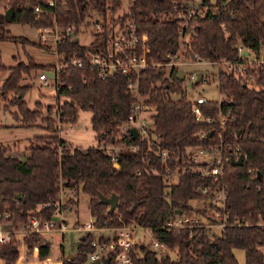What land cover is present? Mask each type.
<instances>
[{
	"label": "trees",
	"instance_id": "trees-1",
	"mask_svg": "<svg viewBox=\"0 0 264 264\" xmlns=\"http://www.w3.org/2000/svg\"><path fill=\"white\" fill-rule=\"evenodd\" d=\"M186 1L191 0H130L129 10L114 19L123 0H57L55 5L42 0H0L4 11L10 6L14 10L10 21L35 27L55 21L59 26L72 24L77 28L81 20L93 15L109 23L130 19L137 31L146 30L149 46L147 63L137 73L116 72L101 77L99 67L87 54L105 50L108 25L103 24L89 43L67 36L56 44V53L62 54L56 72L57 103L46 105L44 114L38 103L28 109L23 100L16 102L22 125L39 119L46 133L33 135L23 158L9 154L8 147L0 144V212L8 211L6 223L25 222L37 204L53 203L59 190L67 188L74 192L66 200L73 203L76 212L79 191L88 194L87 205L96 225L135 222L151 228L154 238L175 249L174 256L167 252L157 257L153 249L135 242L133 257L138 264H238L234 247L244 250L246 264H264L260 249L264 245V71L259 66L252 68L248 55L239 52L240 47L255 54L264 49V0H201V9L190 12ZM37 2L42 9L39 12L32 7ZM3 13L0 40L37 44L28 37L9 34V22ZM42 46L50 47L46 43ZM137 50H141L139 45ZM173 53L192 61L247 64L245 70L248 75H256V85L248 84L246 77L223 64L217 68V88L222 98L201 103L203 118L195 119L178 68H167L168 54ZM78 57L82 64L77 66L72 60ZM30 67L51 71L54 64L18 60L6 66L0 56V72L8 68L2 92L23 91L25 86L19 80ZM129 78L137 82L142 95L150 94L148 102L155 106L149 113L152 127L147 136L121 134V123L136 96L127 86ZM53 108L57 120L51 114ZM79 108L91 111L95 145L74 146L57 133L56 124L74 122ZM198 131L211 132L195 137ZM107 145L118 148L114 153L116 164L105 149ZM197 145L216 147L222 156V172L216 178V187L224 190L222 206L206 202L207 194L199 189L215 182L188 154V147ZM232 156H241V162L233 163ZM171 172L176 178L168 181ZM100 193L117 194L113 211L99 200ZM190 199L201 200L196 214L204 215L209 222H215L209 210L219 212L218 221L223 223L219 233H208L204 225L164 227L170 214L193 208ZM53 208L46 205L38 215L49 218ZM91 236L83 232L71 260L59 264H86ZM24 239L27 250L37 246L39 259L49 256L51 243L42 232H26ZM18 254L17 236L12 234L0 242L4 264H23L17 262ZM91 264L114 262L102 258Z\"/></svg>",
	"mask_w": 264,
	"mask_h": 264
},
{
	"label": "built area",
	"instance_id": "built-area-1",
	"mask_svg": "<svg viewBox=\"0 0 264 264\" xmlns=\"http://www.w3.org/2000/svg\"><path fill=\"white\" fill-rule=\"evenodd\" d=\"M43 3L47 5H55L57 0H42ZM63 3H65L63 1ZM33 9L36 12L41 11L40 3L33 4ZM193 11V10H192ZM190 12V11H189ZM89 18V22L94 25V33L99 32L103 29V24L108 25L109 31L107 33V45L105 50L99 49L94 52H89L87 54V58L93 64H97L99 67V74L101 77L112 76L116 72H121L122 74H127L129 71L137 73L140 68L145 66L147 63L145 52L149 50V46L147 43L148 34L146 30L137 31L135 23L130 19H127L123 22H117L116 24H112L108 22V19H104L100 16H95L94 19ZM85 19V18H84ZM83 19V20H84ZM81 20L79 24L83 22ZM77 26V28L68 24L67 26H59L54 21L51 25H44L36 27L39 32L38 41L40 43H46L48 38H51L54 42V50L56 52V44L61 42L67 36H73L76 38L78 32H81L82 25ZM76 30V31H75ZM50 45V44H49ZM140 46L141 50H137V46ZM246 49V52L243 51ZM264 49L261 48L260 54H255L248 48L242 49L239 48V52L243 55L247 54L248 64L254 68L259 66L261 70L264 71ZM249 52H252L253 57H249ZM170 59L174 60V58L178 59V55L176 53L168 54ZM169 60V61H171ZM73 64L81 65L82 59L78 57V59L72 60ZM218 65H221L220 62H217ZM224 66L233 71L236 74H241L246 79H252L253 85H256L255 77L256 75H248L246 66L247 64L232 62L230 60L223 61ZM58 62L54 64V68L50 71L51 77L54 78V86H56V72L59 69ZM203 76V75H202ZM39 80L45 84L49 83L48 75L46 70H41L38 74ZM203 82H207V78H202ZM200 79V80H201ZM127 86L130 87L135 92V100L131 104V110L128 114L126 120L121 124V134L129 135V130L131 126H134L137 130V134L140 136H147L148 128L152 127L150 123L149 113L155 108L152 104L148 102L150 99V94L146 93L142 95L138 88L137 82L133 81L129 78ZM192 105V112L194 114V118L201 119L202 109L201 103L206 102V97L202 95H196L195 98H188ZM149 118V121L147 120ZM207 121H210V117L204 118ZM208 135L205 131H198L195 134V137H202ZM132 148L135 149L136 145H132ZM105 149L111 153V159L113 164H116V157L114 153L118 149L116 146H105ZM188 154L191 157V160L197 164V168H199L204 174L210 175L215 182L214 185H202L199 189L207 194L206 202L210 203L213 206H222L224 199V190L220 187H216V178L218 175H221V164H222V156L216 147L205 146V145H197L193 147H189L187 149ZM166 151H161V156L163 159L165 157ZM236 158V156H233ZM58 199L52 202L47 203H39L37 204L30 212L28 219L21 224L22 230H19L20 238L22 239L23 234L27 232H44L49 231V229L57 227L61 232L65 230L64 223V214L63 211L65 208H69L66 204L63 203V195L62 189L59 190ZM208 200V201H207ZM53 205V212L49 218L40 217L38 215L39 209L45 207L46 205ZM9 215L8 211L0 212V241H4L8 238L9 232L6 231V227L3 226L5 223L4 218ZM199 215H190L188 212H175L170 214L166 221L164 222V227H183V226H200L204 225L209 227L207 223H204L202 218ZM2 220V221H1ZM221 226L223 223L220 222ZM78 225V224H77ZM79 230H84V232H88L92 234L89 242H90V250L87 252V262L93 263L95 260L107 258L113 259L114 264H138L136 263L133 252L134 243H142L147 249H153L154 254L157 257L167 253L168 246L165 245L164 242L154 238L152 235L151 228L148 226H144L141 224L133 223H120L119 225H96L95 217L92 216V219L87 220L83 223V226L77 227ZM140 228L142 230H149L151 235V241L149 246L142 240V236L134 237V229ZM96 233V234H95ZM36 247V246H34ZM141 255V251L138 253ZM71 256V255H70ZM67 258H70L69 256ZM41 263L48 264L49 257H44L39 259ZM60 263V262H59ZM62 263V262H61ZM2 264V262H0Z\"/></svg>",
	"mask_w": 264,
	"mask_h": 264
},
{
	"label": "rangeland",
	"instance_id": "rangeland-1",
	"mask_svg": "<svg viewBox=\"0 0 264 264\" xmlns=\"http://www.w3.org/2000/svg\"><path fill=\"white\" fill-rule=\"evenodd\" d=\"M200 1L201 0L186 1L187 9L189 11H192L196 8L201 9L199 8ZM211 1L213 2L214 0ZM129 2L130 0H123V4L121 6L122 9L114 14V19L129 10ZM3 11V7L2 5H0V14L3 13ZM96 16L99 17L98 15ZM94 17L95 16L93 15L92 18L94 19ZM89 20V18H85L83 22L79 24L82 25V31L78 32L76 39L81 43H89L92 39L94 25H92ZM116 23L117 22H114L112 24ZM6 27L7 29H9V34L11 33L15 35H22L37 43L25 44L19 42L18 40H0V56L1 60L6 66H11V64H14L18 60H24L25 63L35 61L39 64L44 65L55 64L58 62V58L62 57V54H58L55 52L54 42L51 38H48L47 40V42H49L50 44L49 48L46 46H42L43 43H40L38 41L39 32L37 31L35 26L10 21L9 23H7ZM183 38H187V35H185ZM253 55L254 54H252V52H249L250 58H252ZM166 65L167 68H169L170 65H175L178 70L180 69L182 72H184L181 81L188 98H195L196 95H202L206 97V99L222 98V94L220 93L219 88H217V68L221 67L223 64L218 65L217 62H210L206 59H197L195 61H192L182 55H178V59L174 58V60L172 59L171 61H168ZM41 70L42 69L30 67L28 73H23L19 80V84L24 85L25 89L23 91L12 90L8 91L7 93L2 92L1 83L5 76L8 74V68L0 72V144L8 147L7 151L9 154L17 155L20 158H23L25 156L26 149L28 146H30V139L33 137V135L46 133V130L43 128V126H41V122L39 119L30 125H22L21 112L20 110H18L16 102L19 100H23L25 102L26 108L28 109L34 108L36 106V103H38L40 104V109H42L41 111L44 114L46 113V105H55L57 103L55 96V86L53 84L54 78L48 76L49 83L43 84L38 77V74ZM198 70L203 72L202 78H204L205 76V78H207V82H203L201 78V80L195 82ZM247 83L252 85V79L247 78ZM51 114L57 120L56 109L53 108ZM90 117V110L79 108L77 119L74 122L63 121L56 124L58 135L61 137V139L67 140L74 146L87 147L95 145L97 141H95L94 139L95 132L90 125ZM147 120L149 121V118H147ZM175 178L176 173L171 172L167 180L171 181L175 180ZM62 195L63 203L66 204L67 207H69L65 208L63 211L66 219L65 231L62 235L58 230H49L42 232L46 237L48 236L47 239L51 243V250L48 256L50 260H48V264H59V261L64 262L69 259L66 256L67 253H70V255H74L76 253V245L78 243L77 240L81 235L80 230L76 228L78 227V225L82 227L84 222L92 219L90 210L87 205L88 194L86 192L79 191L78 202L76 205V209H78L77 212L75 211V206L73 205V203L66 200L70 195H74V192H72L71 189L65 188L62 189ZM189 202L191 205H193V208L188 213L190 215H196L198 217L199 215L196 214L195 208L197 206H202L201 200L198 201L195 199H190ZM209 214L214 217L215 222H209L208 219H206L202 214V216L200 217L202 218L204 223L209 224L208 233L217 234L222 228L220 221H218L220 214L219 212H213V210H209ZM7 223L9 225L3 226L6 227V231L9 232L8 238L12 234L17 236L18 238L19 254L16 259L17 262L23 264H46L40 262L38 249L37 252L34 250V248L33 250L26 249L24 234L27 231L23 234L22 239L20 238L19 234V230H22L21 224L23 222H18L16 225H12L9 222ZM137 236H142V240L149 246L151 241L149 230L135 228L134 237ZM53 243H56V247L52 246ZM167 252L174 256L175 249L168 248ZM84 263L91 264L87 262V260Z\"/></svg>",
	"mask_w": 264,
	"mask_h": 264
},
{
	"label": "water",
	"instance_id": "water-1",
	"mask_svg": "<svg viewBox=\"0 0 264 264\" xmlns=\"http://www.w3.org/2000/svg\"><path fill=\"white\" fill-rule=\"evenodd\" d=\"M13 14H14V10L12 9V7H8L7 9H5L4 13H3V17L4 19L7 21V22H10V20L13 18ZM246 52V49L243 51V53ZM179 72V78H183V75H184V72H182L180 69L178 70ZM46 73L48 76L51 75V72L50 70H46ZM202 72L200 70L197 71V75H196V80L195 82H197L198 80H200V78L202 77ZM131 134L133 136H135L137 134V130L134 126H131L130 127V130ZM211 131H208L207 134H210ZM241 156H238V157H231V161L233 163H240L241 162ZM117 199H118V196L117 194H112L110 196H105L103 194L100 193L99 195V200L101 202H104V203H107L108 204V208H109V211H113L115 209V206H116V202H117ZM208 201V200H207ZM180 213V211H178ZM4 226H7L9 225L8 223H4L3 224Z\"/></svg>",
	"mask_w": 264,
	"mask_h": 264
},
{
	"label": "crops",
	"instance_id": "crops-1",
	"mask_svg": "<svg viewBox=\"0 0 264 264\" xmlns=\"http://www.w3.org/2000/svg\"><path fill=\"white\" fill-rule=\"evenodd\" d=\"M203 73V72H202ZM91 214V213H90ZM64 223H65V225H66V219H65V216H64ZM64 225V226H65ZM65 229H66V227H65ZM76 229H78V228H76ZM49 230H58L59 232H61L57 227H55V228H52V229H49ZM79 230V229H78ZM65 231V230H64ZM64 231H62L61 232V235L63 234V232ZM80 232H81V235L83 234V232H84V230H80ZM52 233V232H51ZM80 235V236H81ZM47 238H48V236H47ZM59 243H62V242H59ZM58 244V243H57ZM55 245V246H54ZM52 246L53 247H56V243L54 244H52ZM260 249H261V251H262V254H264V245H262V246H260ZM34 250L37 252V246L36 247H34ZM233 251V254H235V256H236V258H237V262H238V264H246L245 263V254H244V250L242 249V248H238V247H234V249L232 250ZM67 257L68 256H70V253H67V255H66ZM48 257V256H47ZM264 260V259H263ZM0 262H2V264H4L3 263V261H2V259L0 258ZM60 263H61V261H59ZM58 262V263H59Z\"/></svg>",
	"mask_w": 264,
	"mask_h": 264
}]
</instances>
